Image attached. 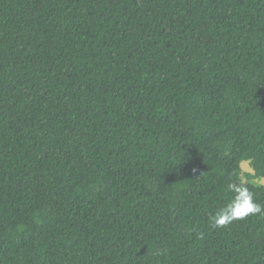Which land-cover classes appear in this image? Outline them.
<instances>
[{"label": "trees", "instance_id": "16d2710c", "mask_svg": "<svg viewBox=\"0 0 264 264\" xmlns=\"http://www.w3.org/2000/svg\"><path fill=\"white\" fill-rule=\"evenodd\" d=\"M243 160L264 0H0V264H264Z\"/></svg>", "mask_w": 264, "mask_h": 264}, {"label": "clouds", "instance_id": "9594fccd", "mask_svg": "<svg viewBox=\"0 0 264 264\" xmlns=\"http://www.w3.org/2000/svg\"><path fill=\"white\" fill-rule=\"evenodd\" d=\"M236 191L239 192L236 200H234L226 210L218 213V215L213 218L214 226H223L232 219L242 218L249 213L259 212L261 210L259 206L251 202V196L246 190L236 189Z\"/></svg>", "mask_w": 264, "mask_h": 264}, {"label": "rangeland", "instance_id": "374dc122", "mask_svg": "<svg viewBox=\"0 0 264 264\" xmlns=\"http://www.w3.org/2000/svg\"><path fill=\"white\" fill-rule=\"evenodd\" d=\"M240 178L242 181H248L255 186L264 187V178L247 179L252 174V169L248 161L243 160L240 163ZM249 174V175H248Z\"/></svg>", "mask_w": 264, "mask_h": 264}]
</instances>
